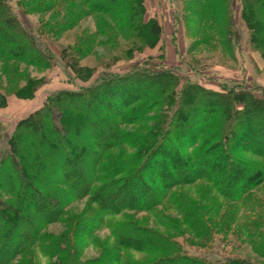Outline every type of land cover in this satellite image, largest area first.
Returning <instances> with one entry per match:
<instances>
[{"label":"rangeland","instance_id":"374dc122","mask_svg":"<svg viewBox=\"0 0 264 264\" xmlns=\"http://www.w3.org/2000/svg\"><path fill=\"white\" fill-rule=\"evenodd\" d=\"M92 1L0 0L2 11L15 22L12 35L0 29V43L24 38L40 55L37 60L27 50L23 52L32 65L0 60V158L17 123L37 111L45 98L62 92L85 91V94L102 81L107 83L119 77L137 75V87L124 86L121 90L125 91L123 98H129L124 102L121 98L117 104L111 98L102 105L80 97L66 108L76 123L83 116L79 112L85 105H92L96 113L102 110L109 114L122 140L105 152L101 165L106 166L120 157L137 154L150 133L156 136L153 143L156 139L161 143L167 135L165 139H170L171 144H178L181 125L195 120L197 124L188 136L198 133L199 139L193 147L184 150L191 155L214 133L211 128L201 132L204 118L210 120L211 116L213 121L218 111L222 117L227 115L229 121L233 120L228 106L218 107L221 98L202 103L198 93L183 96V88L197 85L218 95L227 88L244 87L264 96V56L259 52L264 44L260 43L259 49L250 44L248 22L252 18L242 0H229V6L224 7L219 17L204 13L205 0H127L125 3L109 0L118 8L112 7L106 15L92 12ZM104 1L96 0L98 9L94 11H99ZM213 2H209L210 6ZM136 3L142 10L140 15L135 11L138 21L150 20L156 26L157 35L151 44L148 33L143 41L135 33L134 23L129 21ZM228 21L233 24V37L227 35ZM150 61L173 76L171 86H165V77L147 78L144 66ZM154 95L158 97L148 102L147 113L139 120L126 123L116 115L122 108H137L140 113L143 108L140 105ZM167 114L164 134L157 128ZM175 119L180 125L174 124ZM172 129L177 132L175 136L168 133ZM229 129L221 125L218 136L209 140V145L219 144L223 131L229 133ZM69 138L76 145L75 135ZM100 143L105 145L108 141ZM239 144L244 146L242 142ZM56 148L68 149L66 145ZM241 148L237 147L236 155L246 164L260 168L264 175V157L243 153ZM216 153L217 150L211 151L209 158L217 162ZM180 166L177 171H185ZM221 171V174L209 172L205 178L171 188L159 184L162 189L150 196L152 200L160 197L158 205L148 210H141L139 205L134 209L130 203H124L127 208L120 211L117 209L121 206L99 205L93 194L103 187L105 179H97L91 186L92 194L70 201L62 217L58 221L49 220L38 239L10 264H162L165 258L174 255L197 258L205 264H223L228 260L264 264V180L234 198L228 191V183L222 186L216 183L226 172L224 168ZM125 177L126 173L121 171L113 181ZM114 200V205L119 204L118 197ZM31 223L34 226L37 220ZM27 226L25 235L30 237L31 225Z\"/></svg>","mask_w":264,"mask_h":264},{"label":"trees","instance_id":"16d2710c","mask_svg":"<svg viewBox=\"0 0 264 264\" xmlns=\"http://www.w3.org/2000/svg\"><path fill=\"white\" fill-rule=\"evenodd\" d=\"M126 1L123 0L124 3ZM205 1L203 11L207 15L214 14V16L219 17V14L225 11L224 7L229 6V0ZM208 1H212L213 4L210 6ZM242 1L248 7V14L252 18V21L250 19L251 22H248V24L250 23L249 29H251L250 44L259 49L260 43L264 44V23L262 22L264 21V10H262L264 9V0ZM95 3H97L96 0L91 3L92 12L105 15L110 12L112 7L118 6L114 3L110 4L109 0H105L102 5L104 7L101 6L99 11H94V8L98 9V6L95 7ZM220 4L221 8L219 7ZM137 6L138 3L133 5L134 13L132 16L129 13L131 16L129 21L134 23V30L137 31L135 33L143 41L145 40L143 36L148 33L149 38H147L151 44V40L154 39L153 36L157 35L156 26L150 20L148 22L138 21L135 11L137 10L140 15L142 10L140 7L138 9ZM2 10L4 9L0 5V29H6L4 33L12 35L11 32L15 30V22L6 16ZM228 25V34H226L232 36L234 35L233 24L231 25L228 21ZM17 42L7 40L4 45L0 43V60L2 63L25 62L34 64L30 59H28L29 61L26 60V56L23 55L26 50L28 54L39 60V53L24 38L21 41L17 40ZM259 52L264 56V48ZM19 53L22 55L19 57L15 55ZM144 70L147 78L165 77V86L172 85L173 76H168L167 70L157 69L155 62H147ZM136 78L137 75H133L119 77L107 83L102 81V84L87 90L85 94V91L81 93L62 92L54 97H47L37 111L17 123L8 137V145L3 150V152L5 151L4 155L0 158V264H10L24 251L27 245L38 239L40 230L47 225L49 220V222L58 221L67 204H70L72 200L88 196L92 189L91 186L95 180L100 178L105 179V184L98 191H95L96 193L92 197L103 207L121 206L117 211L127 208L124 203L132 204L131 207L134 209L136 205H139L141 210L151 209L158 205L160 200L159 196H155V200L150 199L153 193L156 195V192L162 189L159 184L163 188L165 186L171 188L192 179L205 178L209 172L216 173L219 171L221 174L223 173L222 168L226 172L221 175L223 179L216 180V183L220 186L228 183L230 186L228 191L234 195V198H239L244 192L254 186L256 187L264 180L260 168L246 164L235 152L237 147L241 146L243 153L249 152L264 157V96L263 94L258 96L252 89L248 90L244 87L227 88L218 95L212 94L197 85L183 88V96L198 93L202 103H205L206 99L221 98L223 101L218 107L228 106L227 110L232 112L234 117L233 120L229 121L227 115L222 117L217 111L218 117L213 121L211 114L209 115L210 120L209 117L204 118L206 121L203 123L201 132L211 128L214 133L207 138L203 145L191 152V155H188L184 150L193 147L199 139L198 133L190 136L191 138L188 136L189 130H192L197 124L195 120L192 124L191 121H188L186 125L184 123L181 125L182 127L178 130L180 131L178 132L180 133L178 144H171L170 139H165L167 135H164L163 139L157 137L162 139L161 143L157 139L153 143L156 136L150 133L147 138H144L145 141L140 145L137 154L120 157L116 162L114 161L107 166L101 165L105 152L119 144L122 135L120 136L117 128L113 127L114 124L110 120L109 114L102 110L101 113H96L92 105L90 107L82 106V112L78 111L83 113L78 123H76V119L73 122L72 114L66 112V108L80 97L83 98V101L89 98L90 102L94 101L102 105L108 104L109 99L112 98L114 103L118 102L117 104H119L125 92L122 93L121 90L124 86L137 87ZM157 97L154 95L143 102L140 105L143 106L140 113L139 110H136L137 108H122L116 115L118 114L126 123L137 121L147 113L148 102ZM127 98H123V102ZM225 101L229 104L224 105L223 102ZM167 117H169L168 114L162 121L160 119V128H157L158 130L161 129L160 131L164 134L167 130L165 129ZM96 118H99L100 121L97 122ZM177 119L174 120V124L180 125ZM220 123L230 128L227 131L229 133L223 131V137L219 144L210 146L208 142L213 137L218 136ZM90 125L94 128L91 129ZM168 133L173 136L177 134L174 129ZM69 135H75V138L78 139L76 145L70 140ZM103 140H107L108 143L101 144L100 142ZM239 142H242L244 146L240 145ZM59 145L60 148L66 145L68 149L59 150L56 148L57 146L59 148ZM216 150L217 162L209 158L211 151ZM229 156L232 157L229 159ZM41 165H44V168L40 169ZM179 166H183L185 171H177L180 170ZM47 168H49L48 174L45 171ZM121 171L126 173V177L123 180L113 181V177ZM67 178L69 179L67 180ZM117 186L119 188H116ZM232 191L235 192L232 193ZM117 197L120 199L116 201L119 204L115 203L114 205V199ZM26 198H32V200H26ZM32 220H37L34 226H32ZM28 223L32 230L30 237L25 235V226ZM165 260L162 264H205L197 258L186 255H174L165 258ZM223 264L250 263L228 260Z\"/></svg>","mask_w":264,"mask_h":264}]
</instances>
